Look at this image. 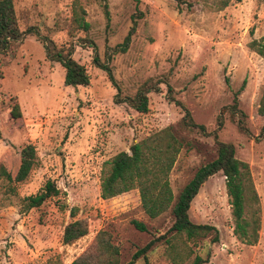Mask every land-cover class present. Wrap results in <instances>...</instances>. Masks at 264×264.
Masks as SVG:
<instances>
[{
  "label": "rangeland",
  "instance_id": "374dc122",
  "mask_svg": "<svg viewBox=\"0 0 264 264\" xmlns=\"http://www.w3.org/2000/svg\"><path fill=\"white\" fill-rule=\"evenodd\" d=\"M219 1L186 0L193 4L189 8L175 0H107L108 21L101 0H14L20 29L33 27L58 46H73V58L88 70L91 83L66 87L64 68L46 58L36 36H26L8 53L0 52V163L15 175L27 143L36 147L38 156L28 180L14 190L0 181V264H70L101 232L112 236L121 263L159 238L147 260L142 257L136 264H174L166 236L178 252L193 250L183 264H191L197 255L210 257L207 264H264V118L258 112L264 58L249 48L252 40L264 36V0L232 1L223 10L218 9ZM75 8L85 10L88 32L76 29ZM134 25L128 50L115 53ZM93 45L101 61L110 63L120 92L93 63ZM154 84H160V91L149 94L146 114L116 101L118 94L133 97ZM243 84L239 107L246 115L247 132L227 111ZM168 85L196 123L206 126L208 133L217 131L219 140L233 144L236 157L249 165L261 208L256 245L243 244L234 234L222 173L206 182L189 211L195 224L217 228V243L212 242L215 233L195 243L185 236L173 237L171 210L149 218L138 190L101 198L104 164L168 127H174L183 140L170 173L175 198L199 167L216 158L212 135L180 126L183 113L169 100ZM15 103L21 106L20 119L10 113ZM48 181L56 184L59 195L26 212L24 199L40 193ZM75 220H85L89 233L64 245V229ZM134 221L147 231H139Z\"/></svg>",
  "mask_w": 264,
  "mask_h": 264
},
{
  "label": "trees",
  "instance_id": "16d2710c",
  "mask_svg": "<svg viewBox=\"0 0 264 264\" xmlns=\"http://www.w3.org/2000/svg\"><path fill=\"white\" fill-rule=\"evenodd\" d=\"M101 1L109 21L110 12L107 0ZM175 1L178 4L187 5L189 8L193 6L186 0ZM232 1L240 2L241 0H220L218 9H225ZM85 14L84 9L78 8L76 10L75 8L73 23L76 29L88 32L91 26L86 21ZM135 31L136 26L134 25L123 43L116 46L115 53H124L128 50ZM28 35L36 36L42 42L48 60L59 62L62 65L65 70L64 85L66 87L76 88L90 85L91 77L88 70L73 58L75 51L73 46H58L48 37H42L40 32L33 27L22 31L14 0H0V52L8 53L13 44L22 42ZM93 47L95 50L93 63L97 68L107 73L109 80L120 92L110 63L101 61L96 46L93 45ZM249 48L264 58V36L252 40ZM159 85H146L139 89L133 97L121 98L118 94L116 101L117 103H127L138 113L146 114L149 111V94L159 92ZM244 88L245 84L235 93L233 104L227 108V111L238 128L247 132L245 128L246 115L239 107V95ZM173 93L174 89L168 85L169 100L183 113L180 126L184 130H197L204 136L212 135L217 145L216 158L199 167L194 177L175 198L170 182V173L183 148V140L174 127H168L147 140L132 144L128 152H120L104 164L100 184L101 198L109 200L132 190H138L142 209L149 218L156 219L169 209L171 210L174 222L169 234L172 233L173 237L185 236L187 241L195 243L206 239L211 233H215L212 242L217 243L219 241L217 228L207 224H195L190 218L189 211L192 202L206 182L214 175L222 173L226 179L227 194L230 198L235 221L234 234L243 244L256 245L260 237L261 208L249 165L236 157V148L233 144L219 140L217 131L208 133L206 126L196 123L190 110L183 103L177 101L172 96ZM258 112L264 118V92ZM10 113L13 119L22 118L20 104L11 105ZM218 125L219 128L223 126L222 118H219ZM261 136L264 137V127ZM2 139L3 134L0 130V140ZM37 157L36 147L32 143L23 145L20 151V165L17 173L13 175L3 163H0V181L7 182L10 184L9 189L14 190L16 185L28 180L36 166ZM58 195L59 189L56 184L48 181L40 193L24 199V210L28 212L40 208L48 200ZM133 224L139 231H147L144 224L137 221H134ZM88 233L89 228L85 220L70 222L64 229L63 244L72 245L86 237ZM163 239L170 245V249L172 248L171 259L174 264H183L190 255L194 254L191 249L188 250V253L183 250L178 252L175 244H171L170 238L164 236ZM159 241H161L159 238L152 240L145 247L137 250L128 262L121 263L119 260L120 249L113 243L112 236L106 232H101L95 242L70 264H136L142 257L147 260V254ZM209 260L210 257L203 258L197 255L191 264H207Z\"/></svg>",
  "mask_w": 264,
  "mask_h": 264
}]
</instances>
